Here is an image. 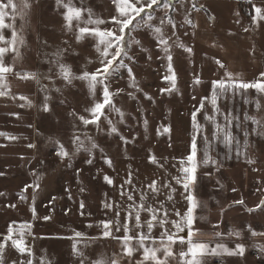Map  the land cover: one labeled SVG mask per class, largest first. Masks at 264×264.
Listing matches in <instances>:
<instances>
[{
  "label": "rangeland",
  "instance_id": "obj_1",
  "mask_svg": "<svg viewBox=\"0 0 264 264\" xmlns=\"http://www.w3.org/2000/svg\"><path fill=\"white\" fill-rule=\"evenodd\" d=\"M252 1L264 6V0ZM172 2L175 10L169 9L167 13L175 28L166 19L163 25L160 23L165 10L157 8L149 21L152 28L142 26L140 17H136L130 29L125 30V41L132 38L141 44L126 48L132 59H121L127 67H116L105 81L112 105L105 106L96 123L87 125L79 117L92 118L86 110L103 100L104 85L97 84L92 91L88 80L72 79L68 83L52 61L57 59L54 53L59 51V59L71 68L74 76L95 72L102 59L96 51L97 38L86 35L77 41L75 22L71 28L66 26L63 15L66 9L56 0H29L30 7L23 18L18 10H8L5 24L13 27L0 32L10 37L17 30L25 43L19 57L6 54V66H11L13 71L4 74L0 82V91L6 92L0 96V133H4L0 135V173H3L0 175V240L11 226L15 235L23 233L25 244L33 254L21 255L8 247L6 262L31 259L32 264H81L83 259L84 264H91L103 259L107 264L110 259H117L119 264H149L143 261V250L139 248L134 258L125 257L122 240L115 238L121 237L122 232L105 238L102 222L128 223L132 232H146L135 227L126 211L140 204V196L145 194L143 202L162 209L158 213L161 218H165V212L168 220L180 218L176 212L185 211L187 201L182 185L175 178L181 175V161L186 162L190 152L194 134L192 113L200 109L196 115L202 135H197L198 184L194 190L199 204L194 213V228L199 233L192 239L209 242V248L217 243H224L230 249H235L237 244L244 246L243 256L207 255L203 264H264V235H260L264 233V134L252 133L251 129L257 126L247 121L242 128H236L234 122L231 129L238 144L225 146L212 135L215 124L223 125L224 114L228 112L241 121L247 113L264 123V94L249 89L232 95L230 90L217 100L218 113L213 112L211 104L212 84L219 81L218 77L228 76L226 73L234 79L248 76L220 67L217 61L224 65L221 54L234 58L228 62L231 67L244 59L238 58L244 52H255L258 48L264 52V21H258L256 26L251 19L243 22L237 17L234 2L238 3V10L239 2H243L252 11L249 0ZM13 3L19 7L21 0ZM72 4L82 9L83 22H87L89 11L93 19L104 22L88 27L119 34L120 26L113 17L119 19L120 14L113 0H72ZM186 18L191 24L185 23ZM155 27L162 28L168 53L163 51V46L157 47L152 30ZM233 33L237 35L233 37ZM254 37L258 46L252 41ZM188 48L191 52L186 51ZM168 54L173 58L174 88L171 81L164 79L170 75ZM250 58L256 65L257 60ZM25 73H35L36 78L23 79ZM261 80L264 78L258 81ZM257 101L261 104L259 110L255 107ZM205 115L215 116V121L205 119ZM165 126L169 132L163 131ZM245 128L249 132L247 137ZM205 136L210 141L207 150L216 161L214 165L201 162ZM61 146L67 156L57 155ZM150 156L157 163H151ZM89 160L92 162L88 163ZM106 160L111 161V166ZM105 176L112 184L107 183ZM127 180L132 183L129 185ZM151 180L171 187H161V192L153 195L146 188ZM172 188L175 191L169 201L166 195ZM128 195L133 196L132 201L127 199ZM105 204L113 207L106 208ZM117 211L119 217L115 215ZM140 214L149 215L143 211ZM253 231L258 234L252 235ZM76 232L81 237L77 238ZM152 232L157 238L163 232L184 238V244L177 239L171 245L175 253L172 257L158 253L167 264H183L179 253L187 250V228L177 231L171 224L163 228L157 225ZM215 232L221 235L216 237ZM230 232L240 235L229 236ZM6 243L10 245V241ZM74 243L80 255L74 254Z\"/></svg>",
  "mask_w": 264,
  "mask_h": 264
},
{
  "label": "snow or ice",
  "instance_id": "obj_2",
  "mask_svg": "<svg viewBox=\"0 0 264 264\" xmlns=\"http://www.w3.org/2000/svg\"><path fill=\"white\" fill-rule=\"evenodd\" d=\"M58 5H62L66 11L63 13L64 19L66 22V26L71 28L73 26V22H75L78 35L76 36L77 41H79L82 37L86 35L93 36L97 38V46L96 51L100 54L102 59L100 60V67L96 69L95 72H83L80 76H74L72 73L71 68L62 63L59 57L61 53L57 51L54 53V56L57 57L53 63L58 66L59 75L62 79L68 83H71L72 79H85L88 80L90 90L94 91L97 84H103V100L96 102L89 111L91 114V119H87L83 116L79 117L80 120L85 124L96 123L99 120L101 114H103L102 110L105 109V106H111V94L108 90L105 81L107 80L108 76L112 74L116 67H127L121 57H128V59H132V57L128 56L126 48L132 46V44L140 45L141 42L139 40H135L130 38L129 41H125V30L130 29V26L133 25V21L136 17H140L142 26H146L152 28V25L149 24V21L153 20L152 13L157 8H162L165 10L164 17L161 19V24L165 23V19L167 23L175 28V24H173L172 18L168 16L167 10L172 9L175 10L173 6L172 0H113L114 3L117 5V11L120 14V18L113 17V21L119 25L118 33L113 32L111 30H101L98 27H88L89 24H102L104 23L102 20H95L92 17V13L89 11L88 13V20L87 22H83L82 20V9L77 8L74 4H72V0H56ZM30 7L29 0H21V4L18 5L13 3V0H7L6 3L0 2V30L12 28L11 24H5V18L8 16V10H12L13 12L19 11L21 17H25L27 15V9ZM195 7V5H193ZM252 8L254 11V15L251 17L252 23L255 24L258 21H264V6H257L255 3L252 4ZM143 13V15H142ZM81 23H84V26H80ZM185 23L191 24V21L186 18ZM20 29H23V25H20ZM156 42L157 47L163 46V51L165 53L169 52L168 49V41L163 37V30L161 27H155L152 29ZM25 43L24 37L19 34L17 30H13L11 32L10 37H6L2 32H0V44H3V47H0V82L4 79V74L11 73L13 68L11 66H6V54L14 53L16 57L21 55L20 48ZM186 51L191 52V49L188 48ZM172 56L170 54L167 55L168 66L167 71L170 75H166L164 77L165 80H169L172 82V87H175V72L172 66ZM220 64V67H224L220 61H217ZM129 77L132 79L133 83L135 81V77L132 74L131 68L128 69ZM226 75L229 76L227 81L219 80L214 81L212 84L213 92L211 96V104L213 106V112L218 113L220 110L217 107V100L221 96H226L229 91L231 90L232 95H236L237 92L241 94L249 89H256L259 93L264 94V80L257 81L255 83H245L238 80H233L230 74ZM261 77H264V73L260 74ZM23 79H30L36 78L35 73H25L22 77ZM196 83H199V80H196ZM162 91H171V89H162ZM6 95V92L0 91V96ZM21 99H26L25 97H21ZM247 103V101H245ZM201 108L204 107L203 101L201 102ZM255 107L257 110L261 108V104L259 101L256 102ZM47 106L45 105V111H47ZM200 109H197L192 113V128L194 130V134L191 137V145H190V152L186 157V162L181 161L180 171L181 175L177 176L176 183L182 185L184 189V199L187 201V207L185 211H178L176 212V216L180 217L178 220H168L167 212L164 213L165 218H161L158 213L162 209H157L154 206H149L145 204L143 201L146 198L145 195L140 196L141 203L138 205H133L131 210L128 211V217H132L135 223V227L137 229H146V232L143 231H136L132 232L129 227L128 223H117L112 220L103 221L102 222V236L105 238L112 237L115 232H122L121 237H115L117 239L122 240V252L125 257L134 258V252L137 251V248L142 249L143 261L149 262V264H167L165 259H162L158 253H162L163 257H172L175 253L173 252L171 245L177 242L184 244V238L180 237L177 238L171 232H163L161 236L157 238L152 229L159 225V227L163 228L168 224H171L177 231H184L185 228L188 230V240H187V250L181 251L179 253L180 259L183 261V264H203V258L207 255H219V254H226L229 256H243L244 255V246L242 244H237L235 249H230L225 246L224 243H217L216 247L209 248V242H195L192 237L194 234L199 233V229L194 228V213L197 207H199L198 201L196 196L194 195V190L196 185L198 184V163H197V153L198 149V141L197 135H202V126L197 121L196 112ZM119 111V109H116ZM205 119L210 121H215V116H207L205 115ZM224 121L223 125L215 124L216 131L212 133L213 137L220 139L225 146H231L234 142L239 143L236 136L233 135L231 131L234 122L236 128L244 127L247 121H251L252 124L256 125L257 127H253L251 129L252 133L255 134H264V123L261 120L256 119L254 116H250L247 113L244 114L243 120L241 121L240 118L235 115L233 112H228L224 114ZM259 129V131H258ZM113 132L116 131L115 128L112 129ZM164 132H169L170 129L168 127H164ZM0 135H4V133H0ZM244 135L247 137L249 132L244 130ZM10 139H15V137H10ZM78 140V137L76 138ZM204 143L206 148L203 153V158L201 162L205 165L211 163L216 164V161L209 156L207 145H209L210 141L208 137H204ZM29 147H33V145H29ZM92 147H96L95 144ZM57 155L60 157L67 156L68 153L64 151L63 146H61L60 150L57 152ZM151 163H157L155 157H149ZM92 161L89 160L88 163ZM109 166H111V161L106 160ZM3 175V173H0ZM207 175V173H206ZM104 179L107 181L108 184H112V180L105 176ZM126 183L129 185L132 183L131 180H127ZM27 187H32L28 185ZM36 188L39 185H35ZM161 187L163 188H170V185H163L161 186L157 180H151L147 185L148 193L153 195L158 194L161 192ZM175 189L172 188L166 195V198L171 201L173 199L172 192ZM23 199V197H21ZM127 199L129 201L133 200L132 195H128ZM238 203H242L238 202ZM264 203V202H262ZM83 207V204L81 205ZM106 208H111L113 205L105 204ZM260 207V206H258ZM34 211V210H33ZM146 212L149 215L142 217L141 212ZM251 211V210H250ZM117 217H119L120 212L117 211L115 213ZM128 217L124 219L127 220ZM44 219H49V217H44ZM131 234L129 235V233ZM252 235H257L258 233L252 232ZM14 231L11 226L8 228V233L6 236L0 240V264H32L31 259H27L25 261H18V260H11L10 262L5 261L6 255V248L10 247L14 249L16 252L20 253L21 255L27 254V256H31L32 250L25 244L23 233L21 232L19 235H15L14 238ZM221 235L220 232H215L214 236L219 237ZM235 235L239 236V232H230L229 236ZM260 235H264V233H260ZM75 236L77 238L81 237V233L76 232ZM10 241V245L6 242ZM135 241V244H133ZM150 242V244L148 243ZM158 245V246H157ZM74 254L80 255L77 249V244L74 243L72 245ZM81 264H84L83 259L81 260ZM91 264H106L103 259L92 261ZM107 264H119L117 259H110L107 261Z\"/></svg>",
  "mask_w": 264,
  "mask_h": 264
},
{
  "label": "crops",
  "instance_id": "obj_3",
  "mask_svg": "<svg viewBox=\"0 0 264 264\" xmlns=\"http://www.w3.org/2000/svg\"><path fill=\"white\" fill-rule=\"evenodd\" d=\"M249 2L251 4V7H252V4L255 3L252 0H249ZM234 4H235L234 5V10H235L234 12H237V17L239 19L241 18V20H243V22L244 21L246 22V21L250 20L251 17L255 14L254 11H253V8H252V16L249 19L245 20V18H243V16L240 15V12L238 10V3L234 2ZM258 6H262V5L258 4ZM255 24L257 26L259 23H255ZM231 35L234 37L237 34L233 33ZM228 38H230V37H227L226 39H228ZM252 41L257 43V40L255 39V37L253 38ZM255 46H256V44H255ZM257 46H258V43H257ZM244 54L245 55H242L241 57H238V58H244V59L240 60V62L238 64H237V62L233 63L234 66H231V67H229L228 62L233 61L234 58L231 57V56H227L226 57V56L221 54V59H222V61L224 63V68H226L227 71H229L231 73L242 72L243 74H245V73L248 74L247 78H244V77L242 79H234L232 77L231 78L233 80H238V81L245 82V83H255L258 80H260L261 78H264V77H261V75H260L261 73H264V52L262 51V48H258L255 52L252 51V50H249L247 52V54H246V52H244ZM250 56H253L254 59L257 60L256 65H255V62L250 58ZM228 57L230 59H228ZM249 60H251L252 63H250ZM239 65H244V66L240 67ZM244 67H245V69H242ZM251 72L253 73L252 75H251ZM218 78H219V80H225V81H227L229 79L228 76H225V77L222 76L221 78L220 77H218ZM255 90L256 89H254L253 91H255Z\"/></svg>",
  "mask_w": 264,
  "mask_h": 264
},
{
  "label": "trees",
  "instance_id": "obj_4",
  "mask_svg": "<svg viewBox=\"0 0 264 264\" xmlns=\"http://www.w3.org/2000/svg\"><path fill=\"white\" fill-rule=\"evenodd\" d=\"M239 11L245 19H249L252 16L251 8L243 2H239Z\"/></svg>",
  "mask_w": 264,
  "mask_h": 264
}]
</instances>
